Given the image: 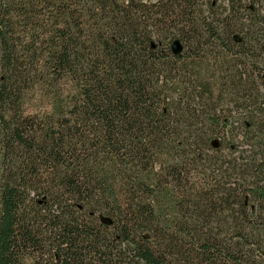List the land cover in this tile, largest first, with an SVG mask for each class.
<instances>
[{
	"label": "trees",
	"instance_id": "16d2710c",
	"mask_svg": "<svg viewBox=\"0 0 264 264\" xmlns=\"http://www.w3.org/2000/svg\"><path fill=\"white\" fill-rule=\"evenodd\" d=\"M0 264H264V0H0Z\"/></svg>",
	"mask_w": 264,
	"mask_h": 264
},
{
	"label": "water",
	"instance_id": "95a60500",
	"mask_svg": "<svg viewBox=\"0 0 264 264\" xmlns=\"http://www.w3.org/2000/svg\"><path fill=\"white\" fill-rule=\"evenodd\" d=\"M172 50L175 55H179L182 52V46L178 41L174 43Z\"/></svg>",
	"mask_w": 264,
	"mask_h": 264
}]
</instances>
